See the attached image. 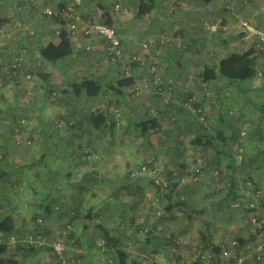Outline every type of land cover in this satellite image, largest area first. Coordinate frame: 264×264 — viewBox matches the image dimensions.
<instances>
[{"label":"crops","instance_id":"1","mask_svg":"<svg viewBox=\"0 0 264 264\" xmlns=\"http://www.w3.org/2000/svg\"><path fill=\"white\" fill-rule=\"evenodd\" d=\"M222 1L226 0H212L208 4H202L198 0H177L176 4L180 7H166L165 0H155V5L148 14L138 16L134 0H55L54 4L43 0L45 5L72 4L76 13L80 15L75 22L74 33L69 34L72 54L56 63H49L41 57L40 48L49 43L60 42L59 34L63 28L58 24L57 19L43 15L40 7H32L26 3L22 12L18 13L17 0H13L9 7L3 6V0H0V76L5 82L2 90L4 96L1 97L5 101L0 105L2 149L5 151L7 148L6 138L8 134L10 136L11 123H15V119L23 113L28 116V124L33 125L31 130L39 129L43 139L52 137L51 125L55 122L58 126L55 132L62 139L68 128L69 135L66 138L87 135L88 139L93 140L98 131L101 133L103 129L111 132L114 127L120 128L123 124L135 125L145 122L151 117L148 109L153 107L159 109L160 114L157 115L160 118L162 111L165 112L164 114L174 115L178 123L180 120L182 125L189 126L190 131H195L197 123L193 119L194 115L189 111V107L184 106L182 100L190 94L200 99L210 117V122L219 120V110L214 113L210 102L213 101L217 109L224 105L228 106L225 100L231 96L229 92L235 90L233 83L223 79L203 81L200 76L201 71L206 65H217L219 59L230 51L243 52L251 47L254 37L240 27L242 20L248 19L254 25L264 28L262 0H234L235 7H224ZM184 2L187 4H183ZM94 21H108L119 35L120 45L125 53L142 56V61L135 63L128 75H125L120 62L112 64L109 61L102 37L88 28L87 22ZM211 21L218 26L215 32L208 30ZM182 29H188L189 32L186 43L181 41ZM184 53L188 55L186 63L180 60ZM261 56H257L259 63ZM14 62L17 66L9 73V66ZM153 64L159 66L155 68ZM119 65L121 69L116 70L114 67L118 68ZM151 66L155 70H151ZM263 73L264 71L258 72L257 68V75L253 79V82L259 79L261 85L251 83L243 89L246 92L254 91L258 96L264 95V79H260L264 76ZM44 76L47 78L45 79ZM86 77L96 78L103 85V92L98 96L89 97L82 93L76 94L74 85ZM125 79L129 80V83L120 85L119 83ZM208 88L212 90V98L216 100L210 101L211 98L204 97L203 93ZM52 95L56 97L54 102L50 101ZM24 97H27L26 100L22 99ZM243 104H252L256 107V103H251L248 98L246 101L243 100ZM53 105L61 111L58 119L55 114L50 113L52 114L50 115L46 110L54 107ZM72 107L74 110L71 109ZM82 109L90 112L101 111L105 117L104 126L99 129L92 127L89 121L90 114L84 119ZM112 109L114 112L119 111L117 116L113 115ZM184 112L189 115L187 117L191 121L183 115ZM245 116L247 115L243 113V118ZM259 121L260 124L264 123V117ZM67 123L71 127H65ZM253 123L257 128L260 127ZM47 149L48 146L42 155H47ZM116 151L119 154L123 153L120 147ZM102 152L109 154L113 149L109 146ZM97 153L98 157L101 156V153ZM9 156L10 153L4 154V158H10ZM92 158L87 161L93 162ZM8 164L0 166V217L11 214L15 218L13 235L22 237L29 234L46 235L48 229H51L44 222L49 208L41 207V204L46 203L43 199L49 198L46 195L38 197L39 199L28 198L23 204L31 202L33 206L26 205L27 207L22 208L20 213L18 205H21L19 203L21 199L15 198L16 193L14 195L12 193L15 187L20 185L13 183V178H20L18 180H22L21 183H26V176L35 179V176L28 175L33 166L26 164L18 167ZM87 166L93 168L92 164ZM36 169L44 171L47 166H44V169L42 167ZM80 171L77 167L71 166L63 181L68 182L72 177V187L90 189L88 177L85 182L75 177ZM254 173L261 186L264 183L263 173L257 174L255 170ZM59 187L63 189L62 184ZM10 194L12 196H9ZM75 196L74 201L78 204L77 216L69 221L76 225L78 235L81 237L84 229L87 226L90 228L91 220L86 216L92 212L96 215L98 213L94 207L95 203L90 201L87 195H84L85 200L84 197L80 199L78 195ZM58 201V209L67 203L62 195ZM82 208L86 211L85 216L80 213ZM63 221L65 222L64 218L57 223H64ZM18 245L9 244L6 255L14 257L20 264H44L42 256L47 251L46 248L42 249L39 246L20 249L17 248ZM83 247L88 253L90 252V244ZM47 262L45 263L59 264L57 260Z\"/></svg>","mask_w":264,"mask_h":264},{"label":"rangeland","instance_id":"2","mask_svg":"<svg viewBox=\"0 0 264 264\" xmlns=\"http://www.w3.org/2000/svg\"><path fill=\"white\" fill-rule=\"evenodd\" d=\"M12 1L3 0V6L9 7ZM17 1L20 7L25 5V2ZM41 1L42 5L45 6L43 0ZM48 1L53 4L55 2V0ZM165 1L166 7H180L176 4L177 0ZM222 2L224 7H235L234 0ZM261 2L264 3V0ZM183 4H187V2ZM183 4L182 7H184ZM178 18L179 16L176 17V19ZM165 36L167 37V35ZM180 36H183L181 41L186 43L189 37L188 29H182ZM125 54L128 55L129 53ZM187 56L184 53L180 58L182 63L187 62ZM260 59L258 72L264 71V55ZM120 65L118 68H114L119 70L121 69ZM153 66L157 68L159 65L153 64ZM260 79H264V76H261ZM251 83L261 85L259 79L254 82L253 80H246L233 83L232 86L235 90L229 92L231 96L228 97V100H225L228 106L224 105L222 108V115L225 118L229 120L231 119L230 115H233L225 114V110H228V112L231 110L234 113V109L243 110L245 115L251 119V122L252 118L255 120L258 117V110L255 106H244L243 104V100L246 101L245 95L250 96L252 100L257 96L254 91L246 92L243 89ZM2 95L4 96L1 91L0 105L5 101L1 98ZM26 98L22 99L26 100ZM50 98V101L54 102L56 100L54 95ZM257 98H259L260 103H264V95L257 96ZM210 107L214 113L218 110L213 101L210 102ZM71 109L74 110V107ZM46 110L48 114H55L54 116L57 119L61 114V111L55 106ZM148 110H151V108ZM118 112H114L112 109L113 115L117 116ZM90 113V110H83L82 117L87 119ZM183 115L189 116L185 112ZM236 115L234 114L232 118H237ZM172 116L173 118L170 120L166 116V119L160 124L159 131L150 130L146 136L140 134V129L136 124L128 123L121 125L120 128L114 127L111 132L104 131V129L101 130V133L98 131L93 140L88 139L87 135L66 138L69 135L68 128L63 135L64 139H62L55 132V128L58 127L55 122L51 125L52 137L43 139L39 129L31 130L33 125L28 124V116L24 113L19 114V118L15 119V123H11V132L10 136L8 134L6 138L7 148L5 151L0 145V166H7V163L11 166H25L26 164L33 166L28 175L35 176V179H29V176L25 177L24 175L26 183H21L22 180H18L20 178H13V183L20 184L15 187L14 192L12 191L13 195L16 193L15 198L20 197L21 199L19 201L21 205H18L20 213L26 205L28 207L33 206L31 202L23 204L28 201V198L33 200L37 197L39 199L38 197L44 195L49 198L48 200L43 199L46 203L41 204V207L47 206L49 208L47 219L44 222L51 227L46 235L42 234L41 236L43 244L40 247L47 249L42 256L44 264L47 261L49 263L54 260H57L59 264H117L111 249L104 245V237H102L101 230L97 226L100 223L107 227L114 237L119 239L120 245L128 252L127 264H131V259L148 261L152 258H156L164 264H223L231 262L235 258H240L241 264H264V183L261 185L263 188L259 183L261 190L258 191V194L261 195L260 198L252 195L249 190L245 191L248 184L242 182L239 192L243 193L245 191V194L243 193L245 198L243 201L233 202L231 201L233 196L231 191L225 188V182L217 184L218 182L214 180L212 174L208 173L205 177L202 176V178L195 181H193L194 178L192 179L191 175L181 174L179 171L181 160L190 162L187 164V170H191L194 164L196 166L200 164L197 160H200L201 157L195 154L196 150H189L188 148V139L195 136L196 133L190 134L185 131L182 135H176L179 125L171 122L176 118L174 115ZM193 119L196 122L195 116ZM188 121H191V119ZM208 121L210 122V117ZM214 124V120H211V126H216ZM250 126L253 127L250 129L253 132L250 131L242 141L246 150L244 156L246 155L249 158L246 162L248 165L246 168L250 169L251 172L255 170L257 174L263 173L264 182V159L261 160L259 157L254 156L257 150L264 149V123L259 128L254 123H250ZM65 127H71V125L67 123ZM186 129H189V126ZM49 131L51 130L49 129ZM107 136H109L110 141ZM178 145L180 147L184 146L181 150L184 154H178L180 149ZM47 146V155H42ZM109 146L113 149L112 153L102 152L103 149ZM114 147L116 149L120 147L121 150L123 149V153L120 152L119 154ZM7 151L10 153V158H4V154H8ZM97 152L101 153L100 158ZM240 157H243V154H238L237 159L239 160ZM89 158L94 159V161H87ZM194 159L196 162H193ZM228 162L229 158L221 157V167H225ZM256 162L260 163V169L256 166ZM90 164L93 167H89L91 170L87 166ZM142 164L158 168V175L162 180L166 179L165 177L168 176L169 171H174L179 186L170 200H167L161 190L156 189L154 186L155 181L153 182L154 179L148 172L135 171ZM44 166H47L44 171L35 170L37 167L44 169ZM71 166L81 170L75 176L79 178V181L85 182L88 177L90 189L72 187V177L69 178L68 182L63 181ZM132 171L134 174H131ZM239 174L237 173V175ZM238 182L240 184V181ZM61 184L63 189L59 187ZM221 187H224V189ZM61 195L67 203H64V207L58 209V200ZM75 195H78L80 199L84 197V200L86 197L84 195H87L90 201L95 203L94 207L98 213L95 220L90 222V228L87 226L84 229L81 237L78 235L76 225L70 222L77 216L78 204L74 201L76 200ZM170 202L174 205L173 210L166 212L164 207ZM217 202H219V205L215 206ZM252 205H255V213L259 216L255 225L249 224L247 219V216L251 214L250 207ZM203 210H205L204 213H202ZM80 213L86 215L83 208ZM63 218L64 223H57L58 220ZM210 218L212 221L209 226L202 223V220L205 221ZM56 223L59 225L58 228L54 226L57 225ZM67 224L72 226L71 231L66 230ZM261 225H263L262 231L254 234L252 231L256 228L261 229ZM249 228L252 230H249ZM202 229L206 234L209 231L211 232V242H208V244H206L207 241L204 242L206 247L200 246L198 240L199 231ZM62 230L65 234L62 233V236H60L61 233L58 231ZM19 237L23 238L22 236ZM58 237L63 239L66 247L62 259H57L51 248V244ZM238 238H243L244 243L239 244ZM86 244L91 245L90 254L83 247ZM214 245L220 246L225 253L221 251L220 256L214 254L211 248Z\"/></svg>","mask_w":264,"mask_h":264},{"label":"trees","instance_id":"3","mask_svg":"<svg viewBox=\"0 0 264 264\" xmlns=\"http://www.w3.org/2000/svg\"><path fill=\"white\" fill-rule=\"evenodd\" d=\"M135 6L137 9V15L143 16L148 14L152 8L155 5V0H134ZM202 2V4H208L212 2V0H198ZM62 5V4H60ZM65 6V4H63ZM62 7V6H61ZM106 24L110 25L108 21L105 22ZM215 23V22H209V24ZM61 24H64V21L61 22ZM208 24V25H209ZM112 26V25H110ZM264 30L263 27L257 26ZM60 42L58 44L55 43H49L44 47L40 48V55L41 57L48 61L49 63H56L62 59H65L66 57L70 56L72 54V48H71V41L69 39V32L66 31L64 28L59 34ZM167 44V42H165ZM260 41H258L257 38L254 37V40L252 41L251 47H248L243 52L238 51H230L228 52L224 57L219 59L217 65L211 66L206 65L201 71V78L203 81H213V80H227L229 83H238L246 80H253L257 75V68H259V61L258 57L260 55H264V47L261 48L259 46ZM134 62L132 63V66L135 65ZM46 79L47 76H44ZM129 80L125 79L123 82H120L119 84H128ZM76 94L82 93V95L85 96H98L103 92V85L96 79V78H90L86 77L84 78L80 83L74 85ZM245 90V89H244ZM246 91V90H245ZM204 97L211 98L216 100L215 98H212L213 92L210 88H208L204 93ZM246 99L248 98L251 103H256V109L258 110L259 117H256L255 120L251 119L247 116L243 118V110H236L234 109V113L229 110H225V114H237V118L231 119L225 118V116L222 115V108L223 106L218 109L219 110V120L214 121L216 126H211V122L208 121L209 116L207 111L204 109V106L202 105V102L200 99L198 100V97H194V95L190 94L189 96H185L182 100L185 103H188L190 106L191 113L196 118L197 125L195 126L197 129L195 131H190L189 129H186L187 125H182L180 122L178 123V120L174 118L171 122L172 123H178L179 130L176 135H182V133H192L195 134L192 138L190 137L188 140L189 143V150H196L195 154L199 155L201 157L200 160H197V162H200L198 166L194 164V167L187 170V164L190 162H185L184 160H181V169L179 171L182 173H186L188 175L192 176L193 181L197 180L198 178L205 177L208 173L212 174L214 180L218 182L217 184H220L221 182H225V188L231 191V195L233 198H231V201L233 202H240V200H244V194L245 191H250L252 195L259 196L258 191L261 190L259 186V182L255 179V173L251 172L250 169L246 168L247 160L249 159L244 156V153L246 152L245 146L243 144V139L247 137L249 132L252 129V125L250 126V123L253 124V122L256 123V125L261 126L259 119L262 121V118L264 117V104L259 102V98H252L248 95H245ZM257 100V101H255ZM262 104V105H261ZM252 105V104H248ZM245 106V105H244ZM255 106V105H253ZM188 107V106H186ZM155 113L151 115L149 119H147L145 122H139L137 123V127L140 129V134L142 136H146L150 130H154V132L159 131L161 127V123L163 120L167 118L170 120L173 118V116H169L167 114H164L162 111V117L160 118L158 113L160 114V111L158 108L154 107ZM199 109V111H198ZM162 110V109H161ZM242 113V114H241ZM242 116V117H241ZM202 117V119H201ZM89 121L90 125L96 129L101 128L104 126L105 117L101 111H94L91 112L89 115ZM250 126V128H249ZM253 132V130L251 131ZM250 138V136H248ZM182 144V143H181ZM179 146V145H178ZM179 155L184 154L183 151H181L183 147L179 146ZM238 154H243V157H240L239 160L237 159ZM227 157L229 158V162L225 167H221V157ZM254 156L259 157V159H264V149L263 150H257L254 154ZM253 156V158H254ZM243 158V159H242ZM205 160L204 162H202ZM257 161V160H256ZM193 162H196L194 159ZM256 166L259 167V162L255 163ZM151 166V165H147ZM190 166V165H189ZM139 167V166H138ZM138 167L135 169L136 172L138 171ZM231 169V170H226ZM190 170V171H189ZM174 171H169L168 176H166L163 180L165 184L163 185V182H160L159 184H155L157 190H161L163 195L167 198V200H170L173 196L172 194L174 191L178 188L179 181H177L175 178L177 175L173 173ZM237 173H240L237 175ZM159 174V171H158ZM151 175V174H150ZM152 176V175H151ZM241 179V180H240ZM240 181V184L239 182ZM154 182V180H153ZM215 182V183H216ZM246 183L248 184L247 187H245V191L243 193L239 192V189L241 187V184ZM224 189V187H221ZM220 189V188H219ZM234 192V193H233ZM235 195V196H234ZM261 196V195H260ZM259 196V197H260ZM261 198V197H260ZM219 202L215 204V206H218ZM174 205L170 202L165 207L164 210L166 212H170L173 210ZM255 205H252L250 207L251 214L247 216L249 224L255 225V222L258 221L259 216L255 213ZM249 211V212H250ZM205 210H203L202 213H204ZM89 218L92 222L96 218V213L92 212V214H89L86 216ZM252 218L255 219L254 222H252ZM212 219H206L205 221L202 220V223L209 226ZM203 224V225H204ZM259 224V223H257ZM262 224V223H261ZM70 225V224H69ZM98 228L101 230V235L104 237L105 246L109 247L112 251V253L115 255V259L117 264H127L128 263V252L120 245L119 239L114 237L108 230L107 227H104L101 223L97 225ZM263 225H261V229H254L252 232L254 234L260 233L262 231ZM206 230V228H205ZM249 230H252L249 228ZM256 230V231H255ZM15 231V218L11 214H6L0 217V235H9L12 234ZM208 231V230H207ZM61 233V232H60ZM63 233V232H62ZM62 233L59 234L62 236ZM65 234V233H64ZM63 234V236H65ZM34 234H29L27 236H24L23 238H28L29 236H32ZM211 232L205 233L204 229L199 231L198 240L200 241V246L206 247V244L208 242H211ZM253 237V236H252ZM22 238V239H23ZM60 238V237H59ZM207 243L205 244L204 242ZM176 242V241H175ZM239 244L244 243L243 238H238ZM19 244L17 248L23 249V248H31L35 247L29 244H24L22 242H17ZM36 248V247H35ZM214 254L221 255V247L218 245H214L211 247ZM8 246L6 242H0V264H20L14 257L7 256ZM131 264H164L161 261H158L156 258H152L148 261L143 260H137V259H131Z\"/></svg>","mask_w":264,"mask_h":264},{"label":"built area","instance_id":"4","mask_svg":"<svg viewBox=\"0 0 264 264\" xmlns=\"http://www.w3.org/2000/svg\"><path fill=\"white\" fill-rule=\"evenodd\" d=\"M25 2L26 4L31 5L32 7H40V12H42L43 15L53 17L57 19L58 24L64 28L66 31L69 32V34L74 33L75 30V22L77 19H79L80 15L76 13L74 10L72 4H67L65 6H50V5H45L43 6L40 4L41 0H21ZM24 7V6H23ZM23 7H18V13H21L23 10ZM64 21V24H61V22ZM87 24L89 25V29L95 33H97L100 37H102L104 43H105V51L107 58L112 64H117L121 63L122 69L125 73V75L129 74V71L132 67V63L137 62L140 63L142 61V56L140 55H126L123 49L121 48L120 45V38L119 35L117 34L115 28L113 26H110L106 24L104 21H94L90 22ZM240 27L244 29L246 32H248L250 35L253 37L257 38L258 41H260L259 46L261 48L264 47V30L257 27V25H254L251 23L248 19H244L240 22ZM218 26L216 23H211L208 25V30L210 32H215L217 30ZM16 62L12 63L9 66V73H11L12 69L15 68ZM151 70H155L154 68H151ZM5 85L4 79L2 76H0V92L2 91L3 87ZM186 106H189L188 103H185ZM199 111V109H198ZM150 114L155 113L154 107L149 110ZM202 119V117H201ZM139 172H148V174H151L155 183L159 184L160 182H163V180L159 177L158 175V168L154 166H147L145 164L139 165L138 167ZM131 174H134L133 171ZM163 185L165 182L162 183ZM252 222L255 221L254 218L251 219ZM66 230L71 231L72 226L67 224ZM64 232V231H63ZM37 235V236H34ZM32 236H29L28 238H21L17 235L9 234V235H0L1 240L0 242H6L7 246L9 244H16L17 242H22L26 243L32 246H42L43 240L41 238L42 235L40 234H34ZM37 237V238H33ZM52 252L56 256L57 259H62L64 251L66 250L65 244L63 239L57 238L56 241H54L51 244ZM225 253V251H222ZM223 264H241V259L240 258H235L231 262H226Z\"/></svg>","mask_w":264,"mask_h":264}]
</instances>
